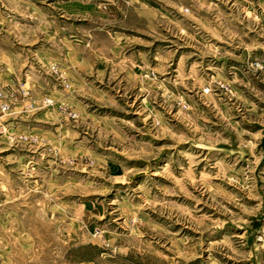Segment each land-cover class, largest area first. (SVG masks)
<instances>
[{
    "label": "rangeland",
    "instance_id": "1",
    "mask_svg": "<svg viewBox=\"0 0 264 264\" xmlns=\"http://www.w3.org/2000/svg\"><path fill=\"white\" fill-rule=\"evenodd\" d=\"M0 264H264V0H0Z\"/></svg>",
    "mask_w": 264,
    "mask_h": 264
}]
</instances>
